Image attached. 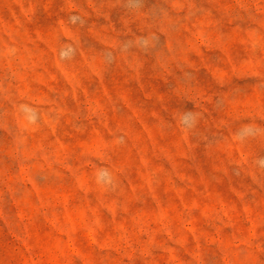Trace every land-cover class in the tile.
Segmentation results:
<instances>
[{
    "label": "rangeland",
    "instance_id": "374dc122",
    "mask_svg": "<svg viewBox=\"0 0 264 264\" xmlns=\"http://www.w3.org/2000/svg\"><path fill=\"white\" fill-rule=\"evenodd\" d=\"M0 264H264V0H0Z\"/></svg>",
    "mask_w": 264,
    "mask_h": 264
}]
</instances>
